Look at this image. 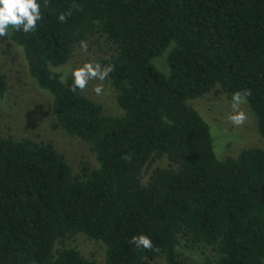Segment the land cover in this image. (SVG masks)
<instances>
[{
  "label": "trees",
  "instance_id": "16d2710c",
  "mask_svg": "<svg viewBox=\"0 0 264 264\" xmlns=\"http://www.w3.org/2000/svg\"><path fill=\"white\" fill-rule=\"evenodd\" d=\"M40 3L36 30L10 28L0 40L21 48L59 126L89 146L97 167L74 173L52 143L0 135V264H264V149L218 160L188 105L247 91L264 139V0ZM99 39L108 54L96 63L114 65L105 81L119 116L55 69L81 41ZM159 57L167 72L154 66ZM6 90L0 71V98ZM76 234L102 242V263L65 245ZM138 234L155 250L136 248ZM195 250L201 261L185 255Z\"/></svg>",
  "mask_w": 264,
  "mask_h": 264
},
{
  "label": "rangeland",
  "instance_id": "374dc122",
  "mask_svg": "<svg viewBox=\"0 0 264 264\" xmlns=\"http://www.w3.org/2000/svg\"><path fill=\"white\" fill-rule=\"evenodd\" d=\"M87 50L77 48L70 60L58 68L62 78L72 77L73 70L86 62L96 63L108 54V45L102 40H91L86 43ZM154 66L163 72L168 68L164 57L152 60ZM0 71L6 76L7 90L0 98V135L15 140L29 139L38 142H50L64 155L74 173L80 172L83 164L91 168L97 167L94 153L89 146L77 137L65 133L56 121L52 111V98L29 77L27 65L21 48L12 44L10 48L0 40ZM61 78V79H62ZM62 79V81H63ZM102 85L104 91L97 95L95 88ZM81 94L102 106L107 115L119 116L122 110L117 105L116 92L107 81L90 80ZM188 105L194 108L207 123L212 141L213 153L218 160L227 157L236 158L239 153L251 147L264 149V139L256 130L255 117L247 103L233 108L232 100L224 94L209 93L202 97L188 100ZM235 111H243L247 119L242 125H235L228 118ZM167 166V161L159 163ZM149 171L145 174L146 181ZM65 245L78 249L86 258H95L103 262L105 246L100 241L87 239L82 234H76L65 241ZM205 255H210L204 250ZM187 257L199 261L203 259L200 250L187 252ZM155 264H164L157 260Z\"/></svg>",
  "mask_w": 264,
  "mask_h": 264
},
{
  "label": "clouds",
  "instance_id": "9594fccd",
  "mask_svg": "<svg viewBox=\"0 0 264 264\" xmlns=\"http://www.w3.org/2000/svg\"><path fill=\"white\" fill-rule=\"evenodd\" d=\"M42 19L40 0H0V37L7 36L10 28L24 33L32 32L36 30L38 21ZM58 19L64 22L66 17L61 14ZM80 47L86 51V42L81 41ZM113 71L114 65L112 64L102 66L99 63L86 62L78 69L73 70L72 90H84L89 81L93 79L104 81L109 78ZM103 91L102 85L95 88L97 95ZM248 95L250 93L247 91L233 93L231 98L233 108L238 109L239 105L247 103ZM228 118L233 124L242 125L247 119V114L243 111H235ZM131 243L138 249L155 250L151 237L146 234L134 235Z\"/></svg>",
  "mask_w": 264,
  "mask_h": 264
}]
</instances>
